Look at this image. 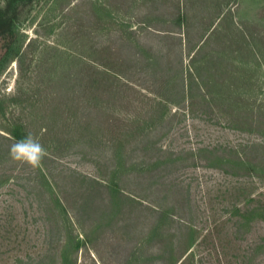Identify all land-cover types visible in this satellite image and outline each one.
Returning <instances> with one entry per match:
<instances>
[{
  "label": "rangeland",
  "instance_id": "rangeland-1",
  "mask_svg": "<svg viewBox=\"0 0 264 264\" xmlns=\"http://www.w3.org/2000/svg\"><path fill=\"white\" fill-rule=\"evenodd\" d=\"M0 264H264V0L20 1Z\"/></svg>",
  "mask_w": 264,
  "mask_h": 264
},
{
  "label": "trees",
  "instance_id": "trees-1",
  "mask_svg": "<svg viewBox=\"0 0 264 264\" xmlns=\"http://www.w3.org/2000/svg\"><path fill=\"white\" fill-rule=\"evenodd\" d=\"M22 0H9L3 8H0V37L6 53L0 57V69L3 58L9 54L17 37L18 4Z\"/></svg>",
  "mask_w": 264,
  "mask_h": 264
}]
</instances>
